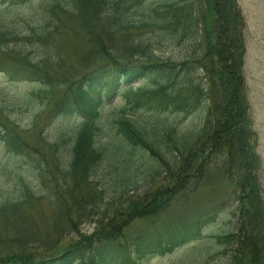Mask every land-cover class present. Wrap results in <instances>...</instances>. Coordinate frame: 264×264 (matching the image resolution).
I'll return each instance as SVG.
<instances>
[{"label": "trees", "instance_id": "obj_1", "mask_svg": "<svg viewBox=\"0 0 264 264\" xmlns=\"http://www.w3.org/2000/svg\"><path fill=\"white\" fill-rule=\"evenodd\" d=\"M39 16L33 27L24 21L31 32L22 38L36 57L28 60L30 49L18 46L17 64L38 84L31 95L43 91L53 116H78L80 123L29 147L46 188L36 193L19 179L14 197L0 201V264H143L168 254L199 238L213 217L182 219L133 243L124 230L188 199L213 177L233 181L243 218L219 243L232 250L235 264H260L264 209L237 0H49ZM173 45L179 58L164 57ZM62 52L75 58L70 68ZM7 59L0 58V68ZM117 95H136L130 109L106 105ZM141 106L148 109L142 123L129 117ZM103 110L112 128L105 134ZM192 115L201 116L198 125L182 130L180 118ZM0 129V140L21 152L12 127ZM158 178L166 183L151 188ZM85 224H94L91 235Z\"/></svg>", "mask_w": 264, "mask_h": 264}, {"label": "rangeland", "instance_id": "obj_2", "mask_svg": "<svg viewBox=\"0 0 264 264\" xmlns=\"http://www.w3.org/2000/svg\"><path fill=\"white\" fill-rule=\"evenodd\" d=\"M7 1L0 0V22L5 24V29H8L7 42L1 44L3 50L0 48V58H8L7 61L2 62L4 65L0 68V124L6 125L8 129L12 127L22 141L23 148L19 153L12 152L0 140V201L6 196L14 197L19 179L24 180L36 193L44 191L46 187L43 179L34 173L32 167L34 160L38 161L37 155L29 147L36 148L40 137L53 142L60 130L66 127L74 128L80 123L78 116H76L78 119L69 115L53 116L52 107L45 104L43 91L38 92L37 98L31 95L38 90V84L25 78L23 72L25 66L17 64L15 51H19L18 46L26 48L27 45L22 38L31 32L24 21H27L31 27L36 25L41 19L39 15L44 5L49 0ZM237 2L245 20L246 53L242 72L246 83L250 127L254 132L253 149L258 156L257 184L264 208V0H238ZM57 40L65 41L60 38ZM27 48L30 50L26 56L28 60H32L36 57L37 51L29 46ZM176 48L174 45L167 47L164 49L163 56L178 59L180 51ZM61 58L68 68L75 63V58L70 52H62ZM141 83V81L136 82L134 89L141 88ZM149 86L145 85L143 88ZM135 96L117 95L106 105L116 109L127 106L130 109ZM108 112L102 111L103 134L107 133L108 128L112 129L109 122L105 123ZM129 117L142 123V120L148 118V109L141 106ZM200 118L201 116L197 118L193 115L181 117L178 123L181 124L182 130H187L193 124L197 126ZM216 168V165L211 163V174ZM210 182L209 185H202L203 187L196 191L194 189L188 199L172 201L168 208L157 215L135 220L124 230L128 241L133 243L146 235L155 237L166 226L177 224L182 219L196 218L199 214H205L207 218L213 217L203 226L199 238L168 254L147 258L143 264H235L232 250L220 244L218 238L238 231L242 222L241 203L235 197L238 190L233 185V181L227 177L219 179L213 177ZM165 183V178H158L152 182L151 188ZM81 228L87 235H91L95 230L94 224H85ZM242 228L244 230V227ZM259 236L258 247H261V260L264 261V224H261Z\"/></svg>", "mask_w": 264, "mask_h": 264}]
</instances>
